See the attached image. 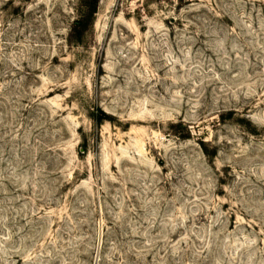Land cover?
Masks as SVG:
<instances>
[{
    "label": "rangeland",
    "instance_id": "1",
    "mask_svg": "<svg viewBox=\"0 0 264 264\" xmlns=\"http://www.w3.org/2000/svg\"><path fill=\"white\" fill-rule=\"evenodd\" d=\"M0 264H264V0H0Z\"/></svg>",
    "mask_w": 264,
    "mask_h": 264
}]
</instances>
